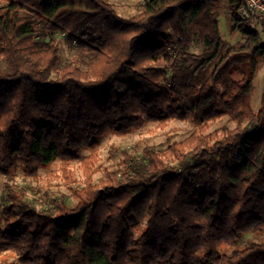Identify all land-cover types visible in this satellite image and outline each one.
<instances>
[{
  "label": "trees",
  "instance_id": "obj_1",
  "mask_svg": "<svg viewBox=\"0 0 264 264\" xmlns=\"http://www.w3.org/2000/svg\"><path fill=\"white\" fill-rule=\"evenodd\" d=\"M4 1L0 177L60 160L70 179L80 160L88 182L72 190L75 203L61 195L40 207L10 189L0 254L17 264H264V93L252 105L264 23L239 16L242 0H224L239 47L221 35L222 0H144L128 17L111 0ZM61 38L75 50L65 65ZM173 120L194 131L117 169L81 157L108 133Z\"/></svg>",
  "mask_w": 264,
  "mask_h": 264
},
{
  "label": "rangeland",
  "instance_id": "obj_2",
  "mask_svg": "<svg viewBox=\"0 0 264 264\" xmlns=\"http://www.w3.org/2000/svg\"><path fill=\"white\" fill-rule=\"evenodd\" d=\"M144 0H111L117 12L124 17L132 16L140 11ZM5 4L0 0V7ZM229 14L225 7V1L222 0V9L220 16L221 35L226 39L231 47H239L244 43L241 33L238 31L231 34ZM260 36L264 40V30L259 28ZM61 63L62 65L70 62L74 56V48L63 38L59 41ZM203 49L200 41H195L192 47L193 51ZM264 93V66L257 72L252 94V105L255 111L261 106ZM224 124L223 120L213 122L208 131L220 127ZM194 131L193 123L189 120H173L167 126L160 127L153 123H148L141 129L135 130L129 134L108 133L101 138L95 148L84 149L81 151V157L95 153L98 162L95 167L102 166L110 169H117L126 164L127 156L141 155L146 147H166L169 140H181ZM62 163L56 160L50 165L40 167L33 173H24L22 170H16L10 174L0 177V205L7 202V193L10 189H25L27 198L31 203L40 207L44 202L51 198H57L64 195L70 204L75 203L76 198L73 195L75 188H82L87 185L88 175L84 163L80 160H74L67 165L72 171L69 179L61 169ZM88 172V171H87ZM89 173V172H88ZM104 175L103 169L92 174L93 182L99 181ZM252 234H245L240 239V244L246 243ZM7 263L17 264V255L13 251H7L0 254V264L3 260Z\"/></svg>",
  "mask_w": 264,
  "mask_h": 264
},
{
  "label": "built area",
  "instance_id": "obj_3",
  "mask_svg": "<svg viewBox=\"0 0 264 264\" xmlns=\"http://www.w3.org/2000/svg\"><path fill=\"white\" fill-rule=\"evenodd\" d=\"M238 14L242 19L252 21V25L264 23V0H242Z\"/></svg>",
  "mask_w": 264,
  "mask_h": 264
}]
</instances>
